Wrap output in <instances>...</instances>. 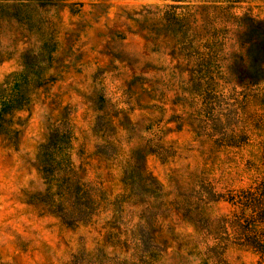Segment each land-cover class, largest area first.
Returning <instances> with one entry per match:
<instances>
[{"label": "rangeland", "instance_id": "rangeland-1", "mask_svg": "<svg viewBox=\"0 0 264 264\" xmlns=\"http://www.w3.org/2000/svg\"><path fill=\"white\" fill-rule=\"evenodd\" d=\"M264 0H0V264H264Z\"/></svg>", "mask_w": 264, "mask_h": 264}, {"label": "trees", "instance_id": "trees-1", "mask_svg": "<svg viewBox=\"0 0 264 264\" xmlns=\"http://www.w3.org/2000/svg\"><path fill=\"white\" fill-rule=\"evenodd\" d=\"M261 253H263L264 251H260Z\"/></svg>", "mask_w": 264, "mask_h": 264}]
</instances>
